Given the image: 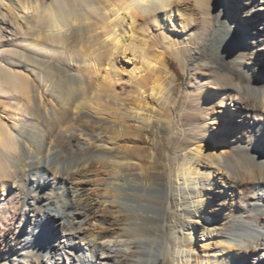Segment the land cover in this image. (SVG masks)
Wrapping results in <instances>:
<instances>
[{"label": "bare ground", "instance_id": "obj_1", "mask_svg": "<svg viewBox=\"0 0 264 264\" xmlns=\"http://www.w3.org/2000/svg\"><path fill=\"white\" fill-rule=\"evenodd\" d=\"M236 7L0 0L2 264H264V0Z\"/></svg>", "mask_w": 264, "mask_h": 264}, {"label": "rangeland", "instance_id": "obj_2", "mask_svg": "<svg viewBox=\"0 0 264 264\" xmlns=\"http://www.w3.org/2000/svg\"><path fill=\"white\" fill-rule=\"evenodd\" d=\"M239 1L240 0H237V1L231 0V6L233 7V9L238 8L236 6L239 3ZM234 11H236V10H234ZM130 33H132V31ZM256 51H257V49L253 48L249 52H256ZM205 56H206V50H203L202 56H198L196 58V61L194 62L193 67H196L197 65L201 64L204 61ZM126 63L128 64L129 68H132L134 66L133 61H131V60L126 59ZM228 64H229L228 65L229 71L231 74H235L239 78H244L245 80H247L246 76L239 70L238 66L234 62L229 61ZM217 67L223 76L226 75V73L228 72L226 67L222 64L217 63ZM173 71H175L174 73L177 76L176 84L178 86L179 93L184 91L185 89H187L189 87H190L189 89L197 91L200 88L201 83L203 82V77L200 74L195 76L196 77L195 78L194 72H184L180 68L179 63L176 59H173ZM197 71H199V70H197ZM103 74H105L104 71L102 72V75ZM127 76H128V74L126 73L125 77H127ZM4 96H6V95H3V96L0 95V118L5 123L12 126L15 122V117L8 115L6 113V110L15 109V106H12L13 103L9 97H7V96L4 97ZM229 136L230 135H226L224 137V141L230 140L231 138H229ZM64 150L66 151V148H64ZM60 181H62V180H60ZM23 209H24V212H28L29 206L25 205ZM7 236L8 237L6 239H4L3 245L1 246L2 250L0 251V264L4 263L5 260L8 258L12 259V256L14 255V251L16 249H20V247L24 243V238L21 236H18L15 233L14 234L8 233Z\"/></svg>", "mask_w": 264, "mask_h": 264}]
</instances>
